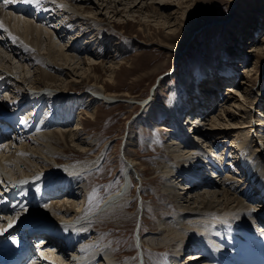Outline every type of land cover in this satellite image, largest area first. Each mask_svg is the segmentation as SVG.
<instances>
[{"label": "rangeland", "instance_id": "rangeland-1", "mask_svg": "<svg viewBox=\"0 0 264 264\" xmlns=\"http://www.w3.org/2000/svg\"><path fill=\"white\" fill-rule=\"evenodd\" d=\"M114 1L111 6L107 0H86L85 2L81 0H22L20 7L22 5L24 8L30 6L26 10L28 11L31 8V12L34 9L35 14L38 11L43 12L36 14L35 17L30 15L24 8L21 9H24L27 13L13 10L12 3H8L9 6H4L5 13L12 12V15H7L6 24H9L14 30L19 28L18 31H21L24 35H27L26 32H28L26 31L25 20H22L21 24L18 20L17 22L14 20V16L18 15L30 20L31 23L34 22L33 25L35 26H42L45 33H43L44 39L40 48L38 46L31 47L32 45L28 43L25 44L28 49L31 47L29 49L31 57L36 58L33 60L31 57L25 59L15 57L14 53L11 52V46L18 44L21 47L24 42L20 40L16 44V34L10 35L8 38L6 34L0 32V69L6 72L10 71L12 76L7 81L8 85L3 84L5 88L2 89L5 91L3 96L0 97V102H2L4 108L8 106L6 103L13 106V104L18 103L13 101L16 100L17 96L19 98L20 94L22 95L24 92L31 94L30 85L29 87L26 84L23 86L24 77H33V75L40 74L44 70L54 75L59 74L60 78L67 79L65 84H68V86L65 92L58 91L57 88H52L50 91L55 95L58 94L57 97L67 95V98H70V100L66 99L68 104H66V108H63L64 110L58 111L60 107L59 104H56L57 100L54 101L52 97H48V99L44 98L38 103L27 106L24 108V113L28 114L30 108L34 109L33 114L35 115L33 116L38 121L35 123V128L37 124L40 125L42 121L44 122V125L41 126L42 129L39 127L38 133L46 131L60 132V129L62 131L69 129L73 127V122L81 120L83 128L79 133L80 138L75 143L76 146L70 147L60 136L61 141L59 143L56 141L54 144V146L60 148L55 150L56 154L54 156L58 164L52 159L50 163L53 164V169L51 168L50 171L43 170L40 174H35L38 176L37 178L26 180L28 183L39 181L47 175L48 178L52 176L50 182L46 186L35 183V185L30 186L32 189L29 188L28 191L34 195L42 191L43 195H38L41 204L44 203V200H42L44 197L52 201L53 199L50 197L56 196V198L54 197L55 200L64 197V195L70 198V200L65 201L67 205L69 204L67 206L69 208H71V201L72 203L73 201L81 202V208H75L79 213L74 218L66 216L62 219L64 214L60 213L56 219L51 216V212L49 216L52 219L48 217V220L54 223H57V220L64 222L65 219H69L73 225L78 227L77 239L76 241L73 240L75 243H79L77 245L78 250L83 245L94 250L103 246L114 253L113 264H143L144 257L141 248L144 243L145 251H149L147 253L150 258L149 264H172L169 260L172 258L168 254L169 252H165L166 250L153 251L154 243L151 242L153 238L159 242L160 238L168 234L171 229L169 224H175L179 216L174 209L167 212L166 208H174L175 206L178 208V205L184 202H175L171 205L170 198L164 194L169 185L174 184L175 188L182 193V196L188 199L205 189H211L213 193L215 192L216 196L223 200L224 206L220 208L219 212L213 210L211 215L213 217L211 218L214 224H212L213 221L210 222L213 225L212 228L217 226L215 225L217 223L218 225L221 223L220 226L222 227H229V225L233 227L231 224L235 219L243 227L255 230L258 228L256 221L254 220L255 225H249L247 221L256 215H264V199L262 201L244 199L246 206L239 209L237 202L227 198L232 197L231 195L225 196L223 194V191H226L228 186L233 183L232 179L227 180L228 176L236 178L239 174L236 173L235 168L229 170L230 172L225 173V175H221L220 172L222 171H219V174L216 173L218 171H214L213 173L216 176L212 175L210 168H207L204 174H207L210 181L214 180V185L210 186L212 184L210 182V187H208V185L203 186L199 182L196 183L198 187L190 190L192 191L190 193V191H186L187 189H182L186 184V181L182 180L184 177L181 176L178 179L172 177L175 173H172L171 169L176 170L178 158H166V155L171 154L170 152H173L174 146L177 145L174 143L175 138H173L176 135L174 121L177 109L183 106L184 100L187 103L185 110L196 107L198 102L194 97V93H191L190 90L195 81L198 84L197 86L203 90L205 85H211L212 81L222 79L219 85L212 87L215 92L211 97V106L208 109H202V107H196L195 109L196 112H201L202 116L199 115V118H203L204 123L202 125L204 128H208L207 124L210 122L211 117L220 114V104L223 103L224 95L228 93L226 87L233 84L230 80H228L229 82L225 80L224 73L226 71L234 72L236 81L242 85V81H245L243 78L249 74H245V67H255L253 73H250L251 79H253L252 91L260 89L264 94V54L256 55L255 51L248 52L249 49L253 48L252 46L261 44L260 41L264 38V0H172L169 12L173 13L180 7L178 9V12H180L178 16H181L179 17L180 27L176 33H171L166 26L157 25V20L154 18L149 19L146 13L141 17L138 16V13L132 16L129 9L125 7L124 2ZM148 2L151 1L148 0ZM139 6L135 9L140 8ZM156 6L159 5L156 3ZM159 7L162 8V6ZM160 11H163V9ZM175 16L176 14H173L171 21ZM2 17L1 15V24L4 22ZM226 17H229V19L222 20ZM38 18H41V20L37 21ZM42 19L44 20L42 21ZM15 25H17V28ZM203 26L206 27L201 29ZM192 31H195L193 37L187 42L183 40ZM74 36L80 38L77 41L78 44L73 40ZM52 40L54 41L53 47L56 44V49L61 52H65V45L68 44L69 47L73 46L78 50L77 52L72 51L77 55L75 58V61L78 60L77 64L75 63L73 66L63 64L65 67H63L64 72L61 75L56 66L52 65L54 67L49 69L39 63L41 60L46 63L54 62L51 53L48 54V51H51L48 47L52 44ZM82 45L83 48L88 46L89 52L81 51L80 53ZM58 53L60 52L58 51ZM58 53L54 56H57ZM37 57H40L41 60ZM59 62L62 64L64 61ZM112 62L118 64L119 68L114 73V80L110 82L108 79L112 74L110 67ZM75 66H78V69L74 71ZM84 68L90 69L87 73L82 74ZM225 69L227 70L224 72ZM86 74H88L87 77ZM101 86H105L108 94H116L117 97H113L110 102L97 98L102 96L93 91ZM234 88L239 89L240 87L235 85ZM9 94H11L12 102ZM43 94H46V92ZM22 96H20V101L27 103L33 100L30 101L28 95ZM239 98L243 99L241 95ZM252 100L255 103L244 102L248 108L249 114L247 116H250L246 121H249L254 129L252 130L250 126L244 130L238 129V126L243 124L232 126L235 130L227 139L230 143L237 137L240 138V141H244L245 135L243 134L250 135L248 151L252 152L251 156L255 158V174L248 173L247 177L250 179V191H254L260 197L261 195L264 196V139L259 138L256 130L258 129L259 132V129L264 125V123L261 126L257 125L258 122L260 123V118H263L264 122V116L261 117V111H264V102L261 103V97L257 101L255 97H252ZM233 110L236 114L241 113L236 108ZM82 112L95 113V117L92 119L88 116L89 114ZM62 114L63 117H61ZM185 115L184 110H182L179 119L176 118L177 124L181 123L180 125L183 127H187V124H189ZM51 118H54L53 120L58 123H51ZM60 118H62V121H60ZM238 120L241 123L244 121L241 117ZM31 131L34 132V128H31L25 134L26 137L28 135L29 138L34 139H32L34 142L44 144L42 139H37V132H35L36 135H33V132L29 133ZM189 131L191 130L189 129ZM193 132L195 131L193 130ZM192 135L189 134L191 137ZM16 136L13 134L12 137L15 138ZM129 136L132 140L128 139ZM84 137L92 144L94 150L81 153L77 143L81 142ZM205 139L200 136L196 139L199 140L196 143L200 145L201 152L207 153L206 158L210 156L214 158L213 150L216 149H211ZM177 140L179 143V139ZM251 141L253 142L251 143ZM230 143H228L229 148ZM9 145H11L10 141L6 146L4 145L3 150L6 152V156L9 159H17V156H13L19 151L16 147H12L8 152L7 147ZM38 146L41 148L46 147L39 144ZM256 147L259 151L254 152ZM176 153L179 154L180 152L177 151ZM197 155L200 156L198 153L192 155V164L197 160ZM18 157L26 158L20 155ZM132 160L136 167V173L128 191L120 201L112 205L105 213H101L100 208L104 199L111 193L117 192L124 184L125 174L129 162ZM70 163L75 167L87 165V169L85 168L81 173L76 174L77 176H68L63 183L62 181L59 182V179L64 178L60 177V172L57 170ZM20 165H23L21 168H24L25 162H21ZM176 173L179 174V171ZM256 174L260 176L262 184L261 181L257 182ZM57 185L64 188V190L58 192L60 194L49 193L50 195H46L50 188L53 189ZM68 190H70L69 193H67ZM61 199L59 198V200ZM20 201L17 200V205ZM50 205H47V207H50ZM225 205L228 208L224 209ZM65 208L66 206H64V210H66ZM36 209L39 210L38 207ZM246 210L250 212L247 213L248 215H244ZM241 211L243 212L240 213L241 217L236 218V213L239 214ZM21 212L20 215L19 211L12 212L11 217L15 221L26 219V217L23 219L20 216L27 212L24 210ZM155 212L160 214L159 217H156ZM258 217L260 219L257 218V220H263L264 218V216ZM42 219L44 220V218ZM198 220H201V218ZM196 224L198 225L195 226V229L196 227L200 228L199 222ZM48 228L50 229V227ZM158 229L166 230V232L164 235L161 234L162 236L159 234L154 235V232L159 231ZM234 230L235 228L232 231ZM50 231L53 230L50 229ZM233 235L239 239L238 233ZM40 237L44 238L45 234ZM217 238L220 239V236ZM206 241H209V239H206ZM220 241L224 243L223 239H220ZM68 242L71 243L69 240ZM211 242H214L217 246H222V248L225 247L213 238ZM74 249L69 248L68 250L75 251ZM177 249L178 246H175L171 251L174 253ZM199 251L201 252V250ZM191 252L196 251L185 252L184 256L181 257L182 264H201L203 259H197L192 263L190 261L185 262L189 259L188 255ZM156 254L159 255L158 260H155Z\"/></svg>", "mask_w": 264, "mask_h": 264}, {"label": "bare ground", "instance_id": "bare-ground-1", "mask_svg": "<svg viewBox=\"0 0 264 264\" xmlns=\"http://www.w3.org/2000/svg\"><path fill=\"white\" fill-rule=\"evenodd\" d=\"M74 1H77V0H74ZM81 1L85 2L86 0H81ZM107 1H109V5H111V6H112L113 2H115L114 0H107ZM150 1L151 2H148V0H118V2H124L125 7H127L129 9V13H132V16H133V14H136V13H138V16H140V17H141V15L147 14L149 19L154 18L157 20V23H156L157 25L166 26V28L169 29V31L171 33H176L180 27L179 17H181V16H178V13H180V12H178V9H180V7H178L176 9L177 11L175 10L173 13H171V12H169L170 11L169 8L171 7L170 3L172 2V0H150ZM156 3L159 6H162V8L159 6H156ZM1 4L3 6L1 5V8H0V16L1 15L3 16L2 18L4 19V22H2V24L0 23V32L2 31L3 34L7 35V37L10 35L16 34L17 35L15 38L16 44L20 40L24 42L21 47L18 44L16 46L15 45L11 46V52L14 53L15 57H19L22 59L31 57L29 49L31 47H35V46H38L40 48L41 43L43 42V39H44L43 33H45V30L43 31L42 26H40V25L35 26V25H33L34 22L31 23L30 20L26 19L23 16L20 17L18 15L14 16L15 17L14 20H16V22L18 20V22L20 24H21L22 20L23 21L25 20L26 21L25 25H26V29H27L26 31H28V32H26L27 35H24L21 31H18L19 28L14 30L11 26H9V24H6V21L8 20V18L6 19V17H7V15L8 16L12 15V12H6L5 13L4 12V10H5L4 6H9V5L5 4V3H1ZM81 4H84V3H81ZM15 6L16 5H14V7H13V5H12L13 10H15ZM22 6L20 8H24ZM138 6L140 8H138L136 10L135 8H137ZM28 7H30V6H28ZM28 7L24 8V9L26 10ZM161 9H163V11H160ZM144 10H146V12H144ZM26 11H25V13H26ZM40 13H43V12L38 11V13H36V14H40ZM45 14L47 15L48 13H45ZM173 14H176V16L171 21ZM181 15L183 16V14H181ZM142 17L145 18L144 16H142ZM3 19H2V21H3ZM227 19H229V17H226L222 20H227ZM140 22H142V21H140ZM5 25H6V27H5ZM3 26H4V28H3ZM16 26L17 25H15V27ZM205 27L206 26H203V27H201V29H204ZM62 32H61V34H62ZM28 33H30V34H28ZM194 34H195V31L188 33L186 38L183 40H186V42H187L188 40H190L193 37ZM50 37L52 38V36H50ZM79 37H80V35H79ZM263 37H264V35H263ZM79 39L80 38H78V37H75V36L73 37V40L75 42L79 41ZM95 40H97V39H95ZM51 42H52V44L50 45L51 48H50V46L48 47L49 50L51 49V51H48V54L51 53L50 55H51L54 62L53 63L52 62L46 63V62L42 61L40 59V57L39 58L37 57L39 60H41L40 62L38 60V62L40 64L45 65L46 68H49V69L51 67L56 66L58 71L60 72V75H61L64 72L63 67H65L63 64H68L69 66H73L78 61V60L75 61V58L77 57L76 53L72 52L73 50L75 52H77L78 50L73 46L69 47V44H68V45H65V49L67 50V52H66V50H65V52L64 51L61 52L60 50L56 49V44L54 46L55 48L53 47L54 41L52 40ZM27 43L32 45V46L30 45L31 47H29V49L25 45ZM260 43L261 44L252 46L253 48L249 49L248 52H254L255 51L256 55L264 54V38L260 41ZM77 44H78V42H77ZM58 51L60 53H58ZM81 51L82 52H89L88 46L83 48V45H82V49L80 50V53H81ZM56 53H58V55L54 56ZM50 55H49V57H50ZM31 58L33 60L36 59L34 56H32ZM57 59H60V60H57ZM61 60L64 61L62 64H60V62H59ZM95 60H97V59H95ZM52 65H54V66H52ZM77 67L76 66L74 67V71H75V69H78ZM110 67H111L112 74H110V78L108 79V81L112 82V80H114V76H115L114 73L119 68V65L112 62ZM89 69L90 68H84L81 73L85 74L88 72ZM226 70L227 69H225L224 72ZM254 70H255V67H252V66L251 67L250 66L245 67V74H247V73H249V74H247L248 76L245 75L246 77L243 78V79H245V81L244 80L242 81V83H243L242 85L240 84V82L238 83L236 81L234 72L226 71L227 73L226 72L224 73V75L226 76L225 80L226 81L230 80L231 82H233V84L226 87L228 89V93L226 95H224V98L222 99L223 103L220 104V107H221V109L219 110L220 114L216 115L215 117H211V120H209L210 122L208 123L209 125L207 124L208 128L207 127L204 128V126L202 125V123H204L203 118L202 117L199 118V115H201V112H196L195 109H196V107H202V109H208L211 106L210 105V103L212 101L211 97L214 95V92H215L214 88L212 89V87H216V85H219L222 79L220 78L218 80L212 81V83H210L211 85H207V86L205 85L203 87V90L197 86L198 84L195 81L194 85L190 88V90H191V93H194V97L197 99L198 102L196 104V107L194 106V108H190L189 110L186 111L187 113H189V116H191L192 120H191V118L188 119L189 124H187V127L181 126L180 125L181 123L177 124L176 118L178 120L180 115H181L182 110L185 111V108H187L186 100H184L183 106L180 109H177V112L175 114L176 117L174 116L175 117L174 130H175L176 135L173 138H175L176 141L175 142L173 141V142L177 145L174 146L175 149L173 150V152H170L171 154L166 155V158L167 157L178 158L176 161L177 162L176 163V165H177L176 170L174 171L173 169H171V172L175 173V174H173L172 177L175 179H178L181 176L184 177L182 180L186 181V184L184 185V187L182 189L183 190L187 189L186 191H190L192 189L197 188L198 185L196 183H199L198 181H200V182L202 181L200 183L201 185H203V186L208 185V187H209L210 179L207 178V174H204V171H203L204 164H207V168H209L208 167L209 165H212V168H210V170H212L211 171L212 175L214 174L215 176H216V174L213 173L214 171H218V172H216L217 174H219V171H222L220 161H222L223 164H225L227 167L231 168L232 170L235 168L236 173H239V174L236 178L234 177L235 179L232 176H231L232 177L231 178L230 175L228 176L227 180L230 181V179H232L233 183L231 184V186H228V189L226 191H223V194L225 196L231 195L232 197H230V198L227 197V198L229 200L233 199V202H237V207H239V209L246 206L244 201H243L244 199H257L258 201H260V200L262 201L264 199L263 195L258 197L257 193H254V191H252V190L250 191V187H249L250 186L249 185L250 179H248L247 174L248 173L255 174V172H254L255 171V167H254L255 158H252V156H251L252 152L248 151V148L250 146V143L248 141L250 135L249 134L246 135L244 133L243 134V135H245L244 141L243 140L240 141L239 137L234 138L233 139L234 141L232 143H230L228 141V139H229L228 137L232 134L233 130H235V128H233V127H235L239 124H243L241 126L240 125L238 126V129H240V130L247 129L249 126L252 127V130L254 129V126H252V124L249 121H246L247 118H249L250 116H247V114H249V113H248V108H247L245 102H248L249 104L255 103V101L252 100V97H255L256 101L259 100V98L261 97V99H262L261 103L264 102V94H263V92H261L260 89L258 91H252L253 79H251L250 73H253ZM29 72L32 73L31 71H29ZM10 73H11L10 71L6 72V71H3L2 69H0V89L5 88V87H3V84L8 85L7 81H9L8 80L9 77H12L10 75ZM87 75L88 74H86V77H87ZM35 76H37V77H35ZM66 82H67V79L60 78L59 74L54 75V74L49 73L47 70H44L40 74L39 73L35 74V75H33V77L32 76H29L27 78L24 77V79H23V86L26 84L29 87V85H30V87H29L30 89L29 88L28 89L32 90V93L30 94V93L24 92L25 94L22 93V95L23 96L28 95L30 101L33 99L31 102L26 103L24 101H20V99H21L20 96H22L21 94H20L19 98H17L18 96L16 98L14 97L16 100H13V101L18 102L17 104H13L14 107L12 105L9 106V104L6 103L9 107L5 106V108H4L2 106V102H0V115L1 116H4V115L8 116L9 115V117H12V119H9V120L12 123L15 122V126H12L8 121H4V120H1V121H3V123L6 124L5 125L6 128L10 129V133L17 135L16 136L17 138L15 137L13 140H11L9 138H8V140L6 139L5 144L0 146V192H2V193H0V197L2 195L5 196V201L0 202V205H1L0 208L2 210L1 216H0V243L5 242V237L9 233L16 232V231L18 233L25 232V231L30 232L31 230L34 229L35 232H32L31 235L39 238L42 234H45V237L51 239L52 241H53V237L59 236L60 241L63 244L60 248H57L58 251L60 250L58 252V254L50 252L54 249H50L49 244L46 245L45 247H41L42 248L41 253L44 254V257H46L47 260L41 259L42 261L39 262L38 264H113L112 263L113 259H114L113 257L115 256L114 253L111 252L110 250H107L103 246H100V248L97 250H94L93 248L87 247L85 245L80 247L79 250H81V251H79L77 249V245L79 243L78 242L75 243L73 240L76 241V239H77V235H78V229L77 228L78 227L76 225H73L71 223V220L65 219L64 222H59L57 220V223H54L53 221L48 220V217L50 219H52V217L56 218L57 215H59L60 213L64 214V215H62L63 216L62 219L66 218V216H69V217L71 216L72 218H74L75 216H78L79 212L76 209L81 208V202L78 203V202L73 201V203H72V201H71V206H70L71 208H69V207H67L69 204L67 205V203L65 201L68 199L70 200V198L69 197L67 198V195H64V197H59L60 199L63 198L61 200H59V198L54 200V197L56 198V196L50 197L53 199L52 201H50V199H48V198L45 199L46 197H44L42 199V200H44V203L41 204L40 200H38V195L39 196L43 195L42 191L40 193L35 194V195L31 194V192L28 191L29 188H30V190L32 189V187H30V186L35 185V183L40 184L42 186L43 185L46 186L50 182V180H51L50 178L52 176H50V178H48L47 175L42 177L39 181H31L30 183H28V182H26V180H28L29 178H37L38 176L35 174H37V173L40 174L43 170L50 171L51 168L53 169L54 166L52 167L53 164L50 163L52 161V159L54 160V162H56L58 164V161L54 156L56 154L55 150L60 149V148L54 146V144L56 143V141H57V143H59L61 141L60 136H62V139H64V141H66L70 147H72V146L74 147V146H76L75 143L80 138L79 133L83 127H82V121L79 120V121L73 122V127H70L69 129H65L63 131H62V129H60V132H57V131H50V132L48 131L47 132L46 131V132L38 133L37 131L39 130V127L44 125V122L42 121V123H40V125L37 124L36 128H35V124H31V126H33L32 128H34V132L31 131L29 133L33 132V135H36L35 132H37V135H36L37 139L40 138L44 142V144H42L41 142L37 143V142L33 141L34 140L33 138H29L28 135L26 137V135H25L26 133H28V130H27V132H25V130L27 129L29 122H31V121H33L35 123L38 122L34 119L35 116H33V115H35V114H33L34 109L30 108L29 109L30 112H28V114L25 116L24 120H21V122H20V118L18 119V116H17L19 114L18 112H19V110L24 111V108H26L27 106H30L33 103L34 104L38 103L39 101H42L41 99H44V98L48 99V97H52V99L54 101H55V99L57 100L56 104H59V107H60V108H58L59 109L58 111H61L63 108H66V104H68V101H66V99L70 100V98H67V95L57 97L58 94L55 95V94L50 92L52 88H57L58 91L62 90L65 92L67 89V86H68V84H65ZM235 85H237V86L239 85L240 88L235 89L234 88ZM14 87H16V86H14ZM45 92H46V94H43ZM93 92L97 93L99 96H102L101 98L100 97H97V98H99L101 100H105L106 102H110L113 97H117L116 94H108L106 92L105 86H101V87H99V89H97V90L95 89ZM18 93H20V92H18ZM256 93H257V95H256ZM240 95H241V97H243V99L239 98ZM9 98H11V102H12L11 94H9ZM20 106H22V107L20 108ZM248 107L250 108V106H248ZM234 108L240 110L241 113L236 114L233 110ZM82 113L87 114V115L89 114L88 116L91 117L92 119H94V117H95V113H89V112H86V113L82 112ZM82 113H79V114L81 115ZM261 114H262L261 117H263L264 111H261ZM61 117H63V114ZM240 117L242 120H244L242 123L238 120V118H240ZM53 119L52 118L50 119L52 121L51 123L57 124L58 122L55 121L57 119L56 118H55V120H53ZM236 119H237V121H236ZM60 121H62V118H60ZM259 121H260V123L258 122L257 125L258 126L263 125V123H264L263 118L262 119L260 118ZM50 124H48V125H50ZM16 125L19 126L18 134H17V130H16ZM188 125H189V128H188ZM45 127H46V125H45ZM41 129H42V127H41ZM189 129L191 131H189ZM193 130L194 131L197 130L196 133L194 134V137L192 135ZM256 131L259 134L258 135L259 138L264 139V134H262L264 132V125L259 129V132H258V129ZM189 134L192 135V137L189 136ZM200 136H202L203 138H206L205 141L208 143V146L211 149H216V150H213L214 151L213 156H214V158L216 157V159L219 161H217L216 159H214L211 156L206 158L207 153L200 151L201 150L200 145L196 143L199 141L196 139L200 138ZM128 139L132 140V138L130 136ZM177 139H179V143H178ZM237 139H238V141H237ZM9 141H10L11 145H9L7 147L8 152L10 151V149H12V147H16L17 151H19V152L17 154H15L13 157L17 156L16 157L17 159H14V158L9 159V157L6 156V152L3 150L4 145L6 146ZM252 142L253 141H251V143ZM13 143H14V145H13ZM228 143H230V148L228 147ZM38 144L46 146V147L41 148L40 146H38ZM77 145H78L81 153L94 150V147L86 139V137L81 139V142L77 143ZM212 146H213V148H212ZM193 148H196V149H193ZM177 151H179L180 153L179 154L176 153ZM257 151H259L258 147H256L254 152H257ZM197 153L200 156L197 155V157H198L197 160L194 161L192 164L193 160L191 159V157L193 154H197ZM19 155L26 157V158L25 159H23L22 157L19 158L18 157ZM23 161L25 162V167L21 168L23 165H20V163ZM129 163H130L128 165L129 167H128L126 174H125L126 176H125L124 184L122 185V187L117 192L111 193L110 195H108L104 199V201L101 204V208H100L101 213H105L107 209L111 208L112 205H114L118 201H120L124 197L125 193L128 191L129 186L132 184L133 179H135L136 167L134 166V161L132 160ZM196 163H198V164H196ZM194 164H196V165L194 166ZM14 165H17V166L14 167ZM86 167H87V165H78L75 167L71 163L67 164L65 167L57 170L60 172L59 173L61 175L60 177L64 178V179H59V182H61V181H62V183L65 182L64 181L65 178L67 179L68 176L74 177L76 174L81 173L82 170H84ZM33 168H35V169H33ZM177 171H179V174L176 173ZM228 172H230V171H226L225 173H228ZM220 173L222 175V172H220ZM236 173H230V174H236ZM139 176H140V174H139ZM256 176H257V178H256L257 182L259 183L261 181V184H262V180H261L260 176L257 174H256ZM192 179L197 181V182H195V181L192 182L191 181ZM189 181H191V182H189ZM49 190L50 191L46 195H50V194H56L57 195V194H60L58 192L60 190H64V188H62L60 185H57V186H54L53 189L50 188ZM69 191L70 190H68L67 193H69ZM191 192L192 191H190V193ZM164 194L170 198L171 205H173V203H175V202L180 203L182 201H184L183 203H185V204L182 203L181 205H178L179 206L178 208H176V206L174 208H166L167 212L170 211V209H174L175 212H177L179 214V216L177 215L178 218L176 219L175 224H172V223L169 224L170 225L169 227H171V229L168 231V234L164 235L166 230H163V229H158L159 231L154 232L155 233L154 235H158V234L161 235L162 234V235H164V237L160 238V239L158 238L159 242L155 241L154 240L155 238H153V241H151L154 243L153 244V247H154L153 251L156 250L158 252L160 250L161 251L166 250L165 252H169L168 254H170L172 257L169 260H170V263H172V264H182V262H181L182 258L181 257L184 256V253L188 252V251H196V252H191L188 255L189 259L185 262L190 261L192 263V261H196L197 259H203L201 264H216L217 263L216 256L218 254H220V251H222L224 253L227 252L228 254H230V252L227 251L228 250L227 249V243L230 239H233V240L236 239V237L234 235H230V231H232V230L231 229L228 230L227 229L228 227L220 226L221 223L219 225H218V223L215 224L217 226H214L212 228V226H213L212 224H214V221L211 218V217H213V216H211L213 210L219 212L220 208H223L222 206H224L223 200H221L220 197H217L215 192L213 193L211 189H205L203 192L195 194V195L191 196L190 199H188L187 197L184 198L182 196V193L179 192L173 184V185H169V187L166 188V191L164 192ZM243 196H245L247 198H245ZM17 200L18 201L21 200L18 204L19 206L17 205ZM48 201H50V202L48 203ZM13 202H15V203H13ZM8 203H9V205H8ZM46 203H48V204H46ZM193 204H194V206H192ZM195 204H197V205H195ZM47 205H50V207H47ZM9 206H11V209L14 210L15 212L19 211V215L22 213L21 211H23V210L25 212H27L26 214H22V216H20V218L24 219V217H26V219H24V220L19 219L18 221H15L14 218L11 217L12 211H10V212L4 211L3 212L4 208L9 207ZM64 206H66V208H65L66 210H64ZM36 207H38L39 210L36 209ZM226 208H228V206L225 205L224 209H226ZM50 212L52 213V215H51L52 217L49 216ZM240 213L242 214L243 212L241 211V212H239V214L236 213L235 217L237 216L236 218H240L241 217ZM247 213H250V212H248L246 210L244 215H248ZM251 214L253 215L252 211H251ZM251 214H249V215H251ZM155 215H156V217H159L160 214L155 212ZM258 216H264V215H256L254 218L249 219V221L246 220L248 222L247 224L252 225L253 224L252 222H254V220H255L256 222H260L261 223L260 225L262 227H264V218H263V220H257V218L260 219V217H258ZM41 217L44 218L45 221ZM199 218H201V220H198ZM195 219H196V221L194 222ZM201 221H203V222H201ZM212 221H213V223H212ZM44 222H46V223H44ZM197 222H199L200 228L196 227V229H195V226L198 225V224H196ZM224 223H226V222H224ZM34 224H37V225L34 226ZM208 224H211V225H208ZM202 225H204V226H202ZM48 227H50V229H52L53 231L51 232ZM195 231H196V233H194ZM239 231H240V229H239ZM239 231H238V234H239ZM197 235H199V236H197ZM218 236H220V239L224 240V243H222V244H223V246H225L224 247L225 250H224V248H222V246H219V245L217 246V245H215L214 242H213L214 244L211 242L212 238L215 241L221 242L220 239L217 238ZM65 238H67L66 242H64ZM206 239H209V241H206ZM68 240L71 241V243H69ZM203 240H205L204 241L205 243L203 242ZM78 241L80 242V240H78ZM175 246H178V249L173 253L171 251V249L174 248ZM218 247H220V248H218ZM69 248H75L74 249L75 251H70V250H68ZM141 250L143 253V257H144L143 264H149L150 258L147 254L149 251L148 252L145 251L144 243L142 245ZM199 250H201V252ZM78 253H79V255H78ZM210 257H211V260H210V262H208ZM158 259H159V255L156 254L155 260H158Z\"/></svg>", "mask_w": 264, "mask_h": 264}]
</instances>
